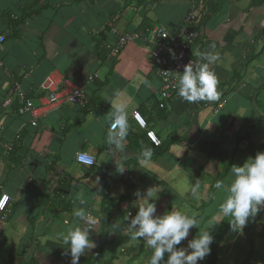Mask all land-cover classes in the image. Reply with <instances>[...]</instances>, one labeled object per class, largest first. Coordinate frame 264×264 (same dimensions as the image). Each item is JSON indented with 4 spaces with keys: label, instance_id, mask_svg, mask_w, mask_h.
I'll list each match as a JSON object with an SVG mask.
<instances>
[{
    "label": "crops",
    "instance_id": "1",
    "mask_svg": "<svg viewBox=\"0 0 264 264\" xmlns=\"http://www.w3.org/2000/svg\"><path fill=\"white\" fill-rule=\"evenodd\" d=\"M192 7L207 11L198 59L206 62L205 52L219 56L209 65L219 97L188 102L177 92L161 108L156 45L136 39L108 56L118 39L112 30L160 26L173 34ZM0 37V195H10L5 216L0 213V264H71L57 237L80 223L79 208L95 220V247L79 264H148L154 250L123 228L138 211L136 191L154 185L156 215L172 208L198 219L177 247L199 231L214 237L226 217L219 208L234 179L231 167L254 158L264 142V0H0ZM53 73L83 86L87 104L62 103L36 126L18 113L14 98L4 105L16 85L39 103L40 86ZM116 92L129 106L121 152L107 143ZM134 111L161 145L155 147ZM146 148L152 149L147 161ZM78 152L93 155L95 165L78 163ZM217 181L225 188L217 189ZM220 246L217 264H264V208L242 233L229 230ZM210 248L198 264L210 263Z\"/></svg>",
    "mask_w": 264,
    "mask_h": 264
},
{
    "label": "clouds",
    "instance_id": "2",
    "mask_svg": "<svg viewBox=\"0 0 264 264\" xmlns=\"http://www.w3.org/2000/svg\"><path fill=\"white\" fill-rule=\"evenodd\" d=\"M201 56L206 62H198L195 71L192 63L185 65L179 77L178 95L188 102L215 101L219 97L218 79L209 67L219 56L213 52H205ZM143 82L148 83L147 80ZM115 97L116 100L111 102V124L107 143L117 152H121L129 130V106L126 100L120 99V92H116ZM151 154L152 149L146 148L141 155L147 161ZM124 170L125 167H122L119 172ZM231 173L234 179L226 189L228 195L220 205L219 212L230 216L231 228L242 233L249 219L254 218L264 208V152H258L242 166L233 165ZM215 187L223 189L225 184L217 181ZM159 193L160 188L157 185L147 188L143 193L136 191L137 203L134 206L138 211L135 216L128 214L123 231L130 234L133 240L143 239L154 250L148 264H198V261L210 254L213 236L209 230L199 231L194 238L188 240L186 246L177 247L187 240L191 228H197L198 219L195 215L172 208L162 215H156ZM83 203L81 200V204ZM74 217L80 223L59 233L57 238L62 240V245H67L71 264H79L80 257L95 247L90 239L91 225L95 224V220L84 208L76 210Z\"/></svg>",
    "mask_w": 264,
    "mask_h": 264
},
{
    "label": "built area",
    "instance_id": "3",
    "mask_svg": "<svg viewBox=\"0 0 264 264\" xmlns=\"http://www.w3.org/2000/svg\"><path fill=\"white\" fill-rule=\"evenodd\" d=\"M199 9L192 7L186 14L182 27L173 34L168 33L160 26H152L143 33H124L113 29L117 33V43L110 49L108 56L117 55L128 43L143 39L156 45V49L152 52V57L156 65L157 73L161 79L162 86L158 92L162 102L160 107H165L164 101H167L178 92L179 77L183 72L185 65L192 63L194 70L198 68V53L205 43V37L201 30V17L207 15L205 9L197 13ZM4 37H0V42ZM97 75L90 77V81ZM42 93L39 103H36L33 98L28 96L19 85H16L13 90V97L6 98L4 105L12 103V99L18 102V113L21 115L29 114L32 117L31 124L37 125V120L44 116L51 108L62 103L76 104L85 106L87 104V94L85 88L81 85H74L67 79L57 76L55 73L50 74L40 86ZM224 106L223 102L216 104V111ZM133 119L144 130L147 131V136L155 146L161 145L160 138L154 131L147 128V122L139 111H134ZM110 129V126H109ZM12 144L7 145L10 150ZM75 160L85 166H93L96 163V158L85 152H78ZM10 203V195L2 193L0 195V213L5 216ZM91 215V213H89ZM92 217V215H91Z\"/></svg>",
    "mask_w": 264,
    "mask_h": 264
},
{
    "label": "trees",
    "instance_id": "4",
    "mask_svg": "<svg viewBox=\"0 0 264 264\" xmlns=\"http://www.w3.org/2000/svg\"><path fill=\"white\" fill-rule=\"evenodd\" d=\"M258 152H264V142L262 143V145L256 148V150L254 151V157L256 156ZM231 219L232 218L230 216H226L221 222L217 233L213 237L214 239L212 242V256H211L209 264H217L218 255L221 250V246H220L221 242L223 238L225 237V235L227 234V232L232 229L230 225Z\"/></svg>",
    "mask_w": 264,
    "mask_h": 264
}]
</instances>
